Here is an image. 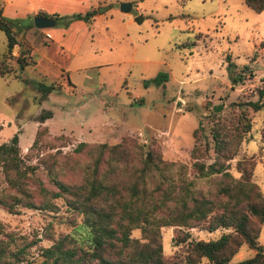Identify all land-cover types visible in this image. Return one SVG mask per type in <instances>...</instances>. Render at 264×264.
<instances>
[{"label":"rangeland","instance_id":"rangeland-1","mask_svg":"<svg viewBox=\"0 0 264 264\" xmlns=\"http://www.w3.org/2000/svg\"><path fill=\"white\" fill-rule=\"evenodd\" d=\"M123 1L82 0L80 8L72 11L49 10L46 13L63 17L45 27L26 25L35 14L18 17L21 20L14 28L21 50L33 46L26 58L35 63L20 69L12 57L10 64L19 76L0 75V143L10 142L16 134L21 155L37 164V175L47 186L52 183L39 158L56 157L62 177L78 179L79 174L66 165L85 158L73 150L80 140L114 143L124 136L143 143L153 140L164 158L190 165L193 129L201 125L208 137L216 113H229L233 101L256 99L258 87L264 86V10L257 12L244 0H129L131 9L123 11ZM91 9H96L91 21L72 17ZM57 43L72 50L57 52ZM5 48L6 35L0 29V57ZM159 71H167L168 79L156 82ZM232 75L242 79L234 82ZM40 81H54L56 87L39 102ZM215 104H221V109L214 111ZM42 109L52 115L40 123L35 118ZM250 114L251 129L237 156L230 159V169L238 174L236 158L255 154L253 179L264 192V107L251 109ZM39 125L47 126V141L29 149ZM213 157L210 149L205 161ZM6 184L0 166V188ZM56 202L54 210L18 205L8 211L0 204V219L6 230L30 237L38 234V245L51 242L44 237L47 226L55 235L71 232L85 240L88 234L80 216L62 198ZM228 230L190 228L191 237L204 240ZM176 231L175 226L161 227L165 256L183 249L172 243ZM132 235L140 236L139 229ZM258 241L264 246V225ZM37 247L32 248L35 257L30 264L40 262ZM253 253L243 244L232 260ZM198 264L214 263L203 257Z\"/></svg>","mask_w":264,"mask_h":264},{"label":"trees","instance_id":"trees-1","mask_svg":"<svg viewBox=\"0 0 264 264\" xmlns=\"http://www.w3.org/2000/svg\"><path fill=\"white\" fill-rule=\"evenodd\" d=\"M244 2L257 12L264 8V0ZM95 11L72 17L91 21ZM37 14L63 17L43 11ZM20 20L5 16L0 3V29L6 35L1 76H19L10 64L12 57L20 69L34 62L23 56L21 49L18 55L13 53L21 45L14 28ZM27 22V26L33 25L32 20ZM168 76L167 71H159L154 80L162 82ZM231 77L234 82L242 79ZM54 87V81H40L37 100L46 98ZM257 94L256 99L233 101L231 111L223 116L216 113L208 137L201 125L193 129L190 165L164 158L153 140L143 143L129 136L114 143L80 140L73 150L85 158L66 165L79 174L78 179L63 178L56 157L39 158L52 183L47 186L37 175V164L26 162L21 155L16 134L10 142L0 143V166L7 183L0 188V204L8 211H15L18 205L54 210L56 199L62 198L67 208L80 216L88 234L79 240L71 232L55 235L47 226L44 237L51 242L38 245V234L30 237L6 230L0 219V264H30L35 257L32 248L37 246L39 264H198L203 257L214 264H264V246L258 241L264 225V192L253 179L255 154L236 158L238 174L230 169V159L237 156L251 129L250 110L264 107V86L258 87ZM51 115V110L42 109L35 119L41 123ZM48 134L47 126L39 125L29 149L47 141ZM261 137L264 139V124ZM210 149L214 157L205 161ZM162 226L176 227L171 239L182 251L165 256ZM192 227L229 230L204 240L191 237ZM134 229H139L140 236L132 235ZM243 244L254 250L253 255L233 261Z\"/></svg>","mask_w":264,"mask_h":264},{"label":"crops","instance_id":"crops-1","mask_svg":"<svg viewBox=\"0 0 264 264\" xmlns=\"http://www.w3.org/2000/svg\"><path fill=\"white\" fill-rule=\"evenodd\" d=\"M74 0H0L2 3V13L5 16L11 18H18V17H26L30 14H37L40 11L47 12L51 10L52 12L56 11H72L78 9L79 5H81L82 0L79 1L78 5L73 4ZM264 10V8L262 9ZM261 10V11H262ZM44 44V43H43ZM66 45L62 43H57L55 51L57 52H66V50L71 51L72 48L67 49ZM21 49V45H18L13 53L15 55L19 54ZM33 50V46H30V49L27 51H23L22 55L27 57L31 55ZM28 58V57H27ZM33 59V58H32ZM33 63L35 60L33 59ZM251 76V73L249 74ZM253 77V73H252Z\"/></svg>","mask_w":264,"mask_h":264},{"label":"water","instance_id":"water-1","mask_svg":"<svg viewBox=\"0 0 264 264\" xmlns=\"http://www.w3.org/2000/svg\"><path fill=\"white\" fill-rule=\"evenodd\" d=\"M132 3L129 0H125L121 2L120 8L123 11H129L131 9ZM141 15H137L135 18L139 20ZM55 19L51 16H46L43 14H35L33 17V24L37 27H45L54 24ZM222 105L221 104H215L213 106V110L217 111L221 109Z\"/></svg>","mask_w":264,"mask_h":264}]
</instances>
